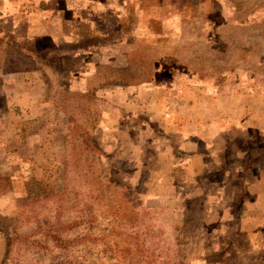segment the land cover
Segmentation results:
<instances>
[{
  "label": "rangeland",
  "instance_id": "1",
  "mask_svg": "<svg viewBox=\"0 0 264 264\" xmlns=\"http://www.w3.org/2000/svg\"><path fill=\"white\" fill-rule=\"evenodd\" d=\"M2 11L0 264H264V0Z\"/></svg>",
  "mask_w": 264,
  "mask_h": 264
},
{
  "label": "trees",
  "instance_id": "2",
  "mask_svg": "<svg viewBox=\"0 0 264 264\" xmlns=\"http://www.w3.org/2000/svg\"><path fill=\"white\" fill-rule=\"evenodd\" d=\"M28 64H29V62L28 61L26 62L24 59H21V60L20 59L19 60L12 59V60L9 61V65L15 66V67L18 66V67L14 68V69L12 67L10 70H6V72L7 73H14V72L27 71V70H29L31 68V65H30L31 62H30L29 65ZM137 66H138V68H137ZM140 71L142 72V70L139 69V64L137 63L136 60H134L133 65L130 66V67H119V68L115 67V68H113V73H115V76H113L112 79H113L114 82L123 83L125 85H134L135 82L133 83L132 81L130 82L128 80H125L126 77H127V74H129L132 77L137 78V76L139 77L142 74V73H140ZM123 75H124V77H123ZM41 230H42V237H43V240H44V242H43L44 246L42 245V242H40L38 240H31V242L27 243V247L29 245H31L29 248H34V249L44 248V249H47V243L49 242L56 249H58L61 254H65L67 256H69V254L71 255V252H69V251L72 249V243H71L72 240L64 239L62 237V235H61V229L59 227L50 226L47 229L41 228ZM10 243L12 245L13 242L11 241ZM39 244H40V246H39ZM82 247L84 249V252H86V254H88L90 252V249L92 251V246L90 244V241L83 240ZM86 254L81 256V258L79 259L77 264H91V263L92 264H100L99 263L100 259H95L94 262H91L90 258L88 256H86ZM51 263L52 264H69L67 261L63 260L60 257L52 259ZM119 263H121V262L118 260L116 262V264H119Z\"/></svg>",
  "mask_w": 264,
  "mask_h": 264
},
{
  "label": "crops",
  "instance_id": "3",
  "mask_svg": "<svg viewBox=\"0 0 264 264\" xmlns=\"http://www.w3.org/2000/svg\"><path fill=\"white\" fill-rule=\"evenodd\" d=\"M9 1H10V0H0V8L2 7V8L0 9V14H3V13H6V12H7V11L3 12L2 9H3V5H4V4H7V5H8ZM11 3H12V2H11ZM4 16H5V14H4ZM0 18H1V17H0ZM6 18H7V17H6ZM3 19H4V18H3ZM1 35L8 36L9 33L7 32L6 35H5L4 33H1Z\"/></svg>",
  "mask_w": 264,
  "mask_h": 264
}]
</instances>
